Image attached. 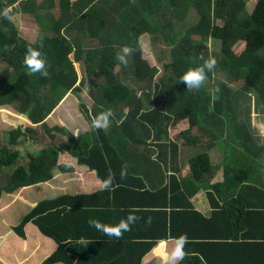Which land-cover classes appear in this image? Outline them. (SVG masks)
<instances>
[{
    "label": "trees",
    "instance_id": "trees-1",
    "mask_svg": "<svg viewBox=\"0 0 264 264\" xmlns=\"http://www.w3.org/2000/svg\"><path fill=\"white\" fill-rule=\"evenodd\" d=\"M244 6L243 0H0V106L16 113L0 107V114L27 122L3 133L0 167L12 169L0 194L46 182L53 168L71 172L75 163L94 171L100 181L109 171L115 174L114 190L41 200L12 228L30 222L54 242V251L43 263L140 264L157 242L187 234L189 256L182 264H210L205 257V241L210 240H205L204 225H197L206 220L187 211L189 198L200 188L211 190L208 182L215 170L224 190L219 196L223 203L237 201L241 192L257 190L261 184L264 142L252 136L240 104L252 93L264 106V0H255L250 11ZM189 11L196 16L193 22L187 21ZM13 12L23 27L36 24L32 37L19 33L9 18ZM142 34L150 43H166L169 57L161 64L165 75L156 81H152L156 67L141 56ZM210 39L212 51L206 45ZM237 42H242L241 49L235 51L232 46ZM124 45L134 49L127 66L117 59ZM28 47L43 53L47 77L27 74L23 60ZM201 55L215 57L217 67L199 90L189 91L180 77L201 63ZM115 64L137 79L141 94L136 96L118 79ZM213 73L224 78L209 83ZM83 78L89 86L90 109L77 95V102H70ZM238 80V87L227 86ZM143 100L151 106L142 109ZM107 109L114 113L107 133L91 130V118ZM49 116L56 124L49 126ZM183 118L187 125L179 134L192 153L185 151L190 154L184 160L189 170L185 177L178 171V143L167 132L168 123ZM193 126L198 135L189 133ZM33 127L47 134L48 142L37 155L26 153V161L18 164L16 147L35 139ZM51 130L65 139L57 140ZM210 148L222 151L217 167L208 156ZM152 149L157 153L151 158ZM65 155L75 162L64 164ZM131 161L143 170L131 174ZM124 165L127 177L121 180ZM163 167L171 169L166 185ZM237 207L241 212L242 206ZM132 209L141 219L121 239L89 227L90 218L116 224ZM82 239L88 241L86 246Z\"/></svg>",
    "mask_w": 264,
    "mask_h": 264
},
{
    "label": "crops",
    "instance_id": "crops-1",
    "mask_svg": "<svg viewBox=\"0 0 264 264\" xmlns=\"http://www.w3.org/2000/svg\"><path fill=\"white\" fill-rule=\"evenodd\" d=\"M143 102L146 101L143 100ZM186 155V153L177 151V166L181 177L189 173L184 161L189 157ZM63 160L66 165L75 162L67 155ZM210 161L213 162L211 158ZM145 165L147 169L149 166L146 163ZM128 168L131 174L133 170H143L132 161ZM163 169L162 184L166 185L167 175L171 169L167 167ZM218 171L215 170V175L208 182V185L212 186L211 190L198 189L189 198L190 204L186 207L187 211H194L206 220V222L197 224L198 226L204 225L205 240H210L205 241L208 244L205 245V257L210 264H264V160L258 171L260 186L257 190H244L239 200L233 202L223 203L220 199L222 196L219 198L224 194V190L219 186ZM51 172V178L46 182L21 187L11 194L3 192L0 194L2 203L0 207V264H45L43 261L54 251V242L43 236L30 222L12 231V228L34 209L37 202L61 195L72 196L100 191L98 186L101 181L96 177L95 172L79 168L76 163L71 172L61 173L56 168H53ZM156 181L159 182V180ZM235 198L237 197L234 196L233 199ZM223 206L227 211L223 209ZM237 206H242L241 212L238 211ZM225 217L228 219L226 220ZM76 233L77 228L74 230V234ZM174 244L175 240L171 241V239L157 242L142 257L140 264H162L163 253L165 250H171Z\"/></svg>",
    "mask_w": 264,
    "mask_h": 264
},
{
    "label": "rangeland",
    "instance_id": "rangeland-1",
    "mask_svg": "<svg viewBox=\"0 0 264 264\" xmlns=\"http://www.w3.org/2000/svg\"><path fill=\"white\" fill-rule=\"evenodd\" d=\"M243 1L245 3V6H244L245 10L250 11L255 0H243ZM195 17H196L195 14H193L192 11H189L188 16H187V21L193 22V20H195ZM9 18L16 25L19 33L23 37H27V36L32 37L35 34L36 24H33L30 28L23 27L22 19L19 16V14L16 12H13L12 14H10ZM180 27L181 26L176 25V29H180ZM181 32H182V30H180L179 33H181ZM152 42L153 43H150L149 37L147 34H142L139 36V43H140V47H141V56L147 61V63L149 65L156 67L157 71L152 76V81H156L158 78L163 77L165 75V73L162 72V65L161 64L164 61L168 60L167 57H169V55H168V52L166 49V43L165 42L163 43V42L158 41V40H154ZM241 43L242 42H237L236 44H234L232 46V49H235V51L240 50L241 49ZM213 44L214 43L211 39L206 42V45H207V48L209 49V51H212ZM74 65H75V68L77 69V65L75 63H74ZM119 66H120L119 64H115L113 67V72L116 73V76L118 77V79L121 82H123L124 84H126L127 86L133 88L136 96L141 94V90L138 88L139 82L137 81V79H135L129 71L125 72V74H123L118 69ZM223 78H224L223 76H220L217 73H213V75L210 77V79L208 81H209V83H212L215 80H222ZM83 80L84 81L80 85L78 90L75 91L74 95L70 98V102L71 103L77 102V99L75 97L77 95L78 99L82 100L84 105L90 109L92 107V101H91L90 94L88 92L89 86H88V83L85 84L86 79L83 78ZM78 81H79V79H77L76 84L79 83ZM240 83H241L240 80L233 81V82H227V86L231 87V88H236L240 85ZM152 90L153 89L151 88L149 90H146V92L151 94ZM240 105H242V109L244 111L243 112V118H244L246 124L250 128V132L252 133V136L259 143L264 142V106H260L256 102L252 93H250L249 96L245 99V101L243 103L241 102ZM150 106H151V103L141 102V108L142 109H147ZM0 107L7 110L10 113H15L10 107H7V106H3V107L0 106ZM122 111L125 112L126 108H123ZM19 118H21V116H19ZM47 122L49 123V126H52L53 124H56L57 120L53 116H49ZM119 122L120 121H117L116 125H119ZM18 124H21L22 126H27V122H24V121H21L18 119H14L8 115L0 114V145H3V140H2L3 133L8 132L9 130L13 129ZM186 125H187L186 118H183L181 120H177L174 123H168L167 124V132H168L169 137L178 143L180 153H186L187 154L186 157H187V156H189L188 153H190V152H188L186 150L187 147L183 143V141H184L183 135L179 134V132H183L185 130ZM33 129L36 133L35 139L34 140H27V141H25V143L22 146L16 147V149L19 151V155H20L19 159L17 160L18 164H23L26 161V153H29L33 156L37 155L39 152V149H41L48 142V139L46 138L47 134L45 135L42 132V130L37 129V127H33ZM189 131H190L189 132L190 134H197V135L199 132V130L195 126L190 127ZM103 133L105 134L107 132H105V130H104ZM50 134L54 135L57 140H60V139L64 140L65 139L58 132H54L51 130ZM204 139L205 138H202V142L205 141ZM149 140H150V138L146 139V141H149ZM130 147L131 146H129V148ZM189 149H192V148H189ZM185 151H187L188 153ZM207 151H208L209 157L213 161L212 163H214L217 167V165L220 164V162H221L222 151L220 149H215V148H210ZM156 153H157V150L152 149L151 156H154ZM190 154H192V153H190ZM11 169H12V167L11 168H1L0 167V187H2L5 184ZM1 204L2 203H0V207H1Z\"/></svg>",
    "mask_w": 264,
    "mask_h": 264
},
{
    "label": "clouds",
    "instance_id": "clouds-1",
    "mask_svg": "<svg viewBox=\"0 0 264 264\" xmlns=\"http://www.w3.org/2000/svg\"><path fill=\"white\" fill-rule=\"evenodd\" d=\"M5 17L8 16V11L3 13ZM134 54V49L131 46L124 45L117 53V59L120 64L127 66L129 63V57ZM201 63L196 67L189 68L181 77L180 83H183L189 91L199 90L207 81L208 74L217 67V60L215 57L209 56L205 58L203 55L199 57ZM23 64L27 69L28 75L39 73L42 77L48 76L47 60L43 53L38 48L28 47L23 60ZM219 91V89H216ZM114 113L111 109L100 112L91 118V130H107L111 118ZM127 177V165L122 166L120 171L121 180ZM115 174L109 171V174L99 184L100 191L114 190ZM136 209H132L126 215V217L119 220L116 224H105L101 221L90 218L88 220L89 227L102 232L108 237H115L121 239L123 234L130 232L132 226L135 225L141 217L136 215ZM150 222V219H149ZM175 240L174 247L171 250H165L162 255V264H182V262L188 258L189 253L186 251V246L191 242L187 234H181L178 237L173 238ZM81 243L85 246L88 244L87 240H81Z\"/></svg>",
    "mask_w": 264,
    "mask_h": 264
}]
</instances>
